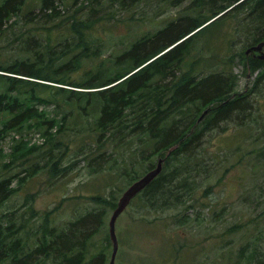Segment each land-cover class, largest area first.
<instances>
[{"label":"trees","instance_id":"obj_1","mask_svg":"<svg viewBox=\"0 0 264 264\" xmlns=\"http://www.w3.org/2000/svg\"><path fill=\"white\" fill-rule=\"evenodd\" d=\"M28 1L3 0L0 33L13 17L26 15L24 22L45 26L63 18L57 0ZM144 1L98 0L101 10L68 12L61 28H47L50 35L46 43L28 38L21 42L27 54L22 60L0 65V72L13 75L0 73V264H107L113 245L110 233L105 235L104 230L109 214L118 205L115 191L104 194L100 188L83 183L78 194L47 210L36 208L37 194L21 191L45 170L52 182L67 178L72 170L70 162L66 166L63 162L70 156L90 159L88 168L95 177L112 163L113 168L108 169L125 178L128 187L163 159L161 174L131 205L145 218H154L150 221L153 224L164 220L169 226H186L192 219L188 212L199 202L197 190L203 182L198 179L211 178L216 170L205 159L208 136L248 126H261L264 135V123L260 125L257 119L263 112L259 99L264 87V60L246 54L264 42V33L259 30L264 26V0H196L195 5L207 1L211 10L181 12L176 21L134 37L121 51L103 58L106 42L90 40L95 27L102 25L103 19L96 17L99 11L106 4L130 11ZM161 1L178 7L187 0ZM35 4L40 6L36 7L38 12H24ZM233 9L235 12H229ZM234 18L240 20L238 29L247 33L239 61L246 72L257 74L245 92L238 91V76L232 69L216 61H222V51L228 53V61L232 48L228 26ZM219 25L224 26L225 48L221 41L212 50L204 43V36ZM56 30L60 31L52 40ZM98 58L100 61L87 69L86 61ZM49 106L57 113L48 112ZM92 130L100 133L98 141L105 149L96 160L84 142ZM33 132L40 135L42 144L30 142ZM11 137V152L6 156L4 143ZM74 143H78L77 148L70 154ZM111 147L114 152L123 149V153L114 159ZM252 155L264 163V148L253 150ZM119 156L125 166L119 165ZM5 158L7 162L1 165ZM209 191L206 189L203 197ZM17 196L22 202L13 207L10 203ZM244 227H233L229 232ZM256 242L263 244L264 239ZM254 243L252 240L240 250L236 264H264V252ZM168 247L180 251L175 242Z\"/></svg>","mask_w":264,"mask_h":264},{"label":"rangeland","instance_id":"obj_2","mask_svg":"<svg viewBox=\"0 0 264 264\" xmlns=\"http://www.w3.org/2000/svg\"><path fill=\"white\" fill-rule=\"evenodd\" d=\"M195 1L187 0L182 5L174 7L161 0H147L130 11L112 8L106 4L103 11H99L101 13L96 16L103 19L100 22L102 25L95 27L90 40L93 43H100L101 40H104L106 50L101 51V55L103 58L109 57L111 54L121 51L123 45L128 44L134 37L154 32V29H159L170 20L176 21L181 12H209L212 8L206 6L207 1L198 5H195ZM2 2L3 0H0V5ZM56 5L63 16L56 23H50L47 26L43 23L28 24L24 22L26 15L13 17L6 22L5 32L0 33V65H10L22 60L27 54L23 51L21 42L28 38L35 37L46 43V38L50 35L46 31L47 28L54 26H57L56 29L61 28L68 12L89 14L91 13L88 12L89 9L101 10L98 7V0H57ZM36 7L40 8L36 4L28 5L24 12H28L30 9L38 12ZM229 12H235V9ZM111 16H114V19H111ZM240 17H244V14ZM239 21L234 18L228 26L229 44L232 45L228 61L226 59L228 53L225 51L219 54L222 61L217 59L216 61L220 65L225 63L232 69L233 74L238 76V91L245 92L252 87L257 74L246 72L239 61V56L244 51L243 48L247 42L245 41L247 33H242L238 29ZM223 28V25H219L204 36V43L210 45L212 50L221 41L225 48L226 35L221 33ZM249 28L253 30V33L257 32L255 26ZM60 30L53 32L52 40ZM259 30L264 33V26ZM129 35L132 36L128 37ZM121 40H123L122 44L119 43ZM100 59L86 61L87 69L92 67V63H98ZM73 76L75 77V75ZM262 92V97L259 100L261 111L264 112V87ZM47 110L50 113H57L54 112V106H49ZM263 112L257 116L260 125L264 123ZM71 113L76 114V110L71 109ZM98 136L100 133L92 130V133H87L88 139L84 141L87 145L86 149L90 154H93L94 160L105 151L102 149V142L98 141ZM28 138H32L30 141L32 144H42L39 134L33 132ZM11 139L12 137L4 143L6 156L11 152ZM206 143H208L205 151L206 163L216 170L214 175L212 173L209 175L211 178L198 179L203 183L197 190L199 202L194 206L195 210L188 212L192 218L190 223L186 226H169L164 220H157L153 224L150 221L155 220L154 218H145L134 206H129L120 216L116 225L120 243L116 264H236L240 250L251 244L252 240L255 241L252 245L264 252V242L263 244L256 242L258 238L261 241L264 239V163H258L252 155L253 150L264 148L262 127L259 126L257 129H254L253 126L230 127L225 133L210 134ZM77 145L78 143L72 145L70 154L77 148ZM109 153H112L115 159L116 154L123 153V149H116L114 152V148L111 147ZM226 156L229 162L225 159ZM7 160L8 158L1 160V165ZM89 161L90 159L84 160L70 156L63 162L64 166L69 162L71 166L72 173L67 178L52 182L47 176L46 172L48 171L45 170V173H42L43 175L39 178L25 184L21 191L37 194L35 206L39 210L53 208L63 198L78 194L80 188L85 186L82 185L83 183L100 188L104 194L115 191V195L120 199L128 188L126 179L117 176V171L108 169L113 168L112 163L100 176H91L88 168ZM118 161L120 166H125L122 156L118 157ZM126 162L128 164L129 160ZM95 163L98 164L97 161ZM219 163L223 166V170L219 167ZM227 169H229L228 172H226ZM16 172H21V169H17ZM224 174L225 176L222 177ZM221 178L222 180L219 181ZM208 188H210L209 194L203 197L204 191ZM21 202V197L17 196L12 199L10 205L17 207ZM111 215L112 213L109 214L106 221L105 235H109ZM160 216L163 217V215ZM167 220H170V217H167ZM241 225H245V227L240 231L229 232L231 228ZM172 242H175L177 248L180 249L179 252L168 247V244H172ZM111 255L112 247L108 252L107 264L110 262ZM246 255L248 254L245 251Z\"/></svg>","mask_w":264,"mask_h":264},{"label":"water","instance_id":"obj_3","mask_svg":"<svg viewBox=\"0 0 264 264\" xmlns=\"http://www.w3.org/2000/svg\"><path fill=\"white\" fill-rule=\"evenodd\" d=\"M246 54H253L256 58L264 60V42L258 44L257 46H253L246 51ZM209 110H207L203 115V119ZM163 159L158 161L156 168L146 173L140 179L135 181L132 185H130L121 195L117 208L113 211L110 220H109V233L110 238L113 245L112 256L109 264H116L118 252H119V240L116 231L117 221L120 216L127 210V208L131 205L132 201L136 196H138L142 191H144L162 172L163 170Z\"/></svg>","mask_w":264,"mask_h":264},{"label":"bare ground","instance_id":"obj_4","mask_svg":"<svg viewBox=\"0 0 264 264\" xmlns=\"http://www.w3.org/2000/svg\"><path fill=\"white\" fill-rule=\"evenodd\" d=\"M142 192H143V191H142ZM142 192H141V193H142ZM141 193H140V194H141ZM136 197H137V196H136ZM134 199H135V198H134ZM133 201H134V200H133ZM133 201H132V202H133Z\"/></svg>","mask_w":264,"mask_h":264}]
</instances>
